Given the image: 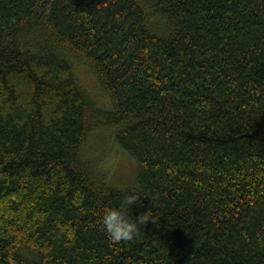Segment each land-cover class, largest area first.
Instances as JSON below:
<instances>
[{
    "label": "trees",
    "instance_id": "trees-1",
    "mask_svg": "<svg viewBox=\"0 0 264 264\" xmlns=\"http://www.w3.org/2000/svg\"><path fill=\"white\" fill-rule=\"evenodd\" d=\"M106 126L134 185L84 157ZM0 264H264V0H0Z\"/></svg>",
    "mask_w": 264,
    "mask_h": 264
},
{
    "label": "rangeland",
    "instance_id": "rangeland-1",
    "mask_svg": "<svg viewBox=\"0 0 264 264\" xmlns=\"http://www.w3.org/2000/svg\"><path fill=\"white\" fill-rule=\"evenodd\" d=\"M76 71L81 84L94 100L104 108L110 107V97L90 65L77 62ZM116 129L117 126L95 129L83 147V154L99 167L110 185L122 188L135 184L138 164L116 141Z\"/></svg>",
    "mask_w": 264,
    "mask_h": 264
},
{
    "label": "clouds",
    "instance_id": "clouds-1",
    "mask_svg": "<svg viewBox=\"0 0 264 264\" xmlns=\"http://www.w3.org/2000/svg\"><path fill=\"white\" fill-rule=\"evenodd\" d=\"M140 200L139 191H128L116 207H106L102 214V228L105 235L114 242L133 241L140 235L141 225L155 222L151 209L141 212L135 218L129 215V209Z\"/></svg>",
    "mask_w": 264,
    "mask_h": 264
}]
</instances>
